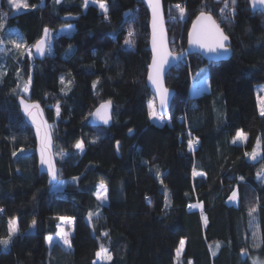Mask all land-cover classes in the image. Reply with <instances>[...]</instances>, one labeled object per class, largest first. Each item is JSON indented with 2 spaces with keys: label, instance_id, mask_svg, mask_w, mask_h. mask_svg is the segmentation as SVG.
Returning a JSON list of instances; mask_svg holds the SVG:
<instances>
[{
  "label": "trees",
  "instance_id": "16d2710c",
  "mask_svg": "<svg viewBox=\"0 0 264 264\" xmlns=\"http://www.w3.org/2000/svg\"><path fill=\"white\" fill-rule=\"evenodd\" d=\"M249 1L227 0L224 9V0H163L170 43L175 33L186 51L190 26L204 11L229 37L231 57L208 63L190 55L172 69L170 124L159 126L149 116V13L142 0H104L106 18L85 0H22L28 7L19 9L0 0V239L11 219L18 226L8 246L0 245V264H98L101 246L112 256L108 264L264 261V116L256 96L264 86V16L253 14ZM45 28L49 46L39 61L26 50ZM65 28L71 34H59ZM202 69L210 90L194 97L192 79ZM19 97L45 111L65 183L60 191L39 174ZM109 100L112 125L99 127L91 116ZM240 130L247 141L233 143ZM188 136L200 146L189 149ZM258 140L262 158L249 161ZM101 181L105 206L96 197ZM89 213L96 215L91 224ZM62 218L75 220L70 250L47 245Z\"/></svg>",
  "mask_w": 264,
  "mask_h": 264
},
{
  "label": "snow or ice",
  "instance_id": "6c2138e0",
  "mask_svg": "<svg viewBox=\"0 0 264 264\" xmlns=\"http://www.w3.org/2000/svg\"><path fill=\"white\" fill-rule=\"evenodd\" d=\"M57 2H59V0H57ZM92 2L96 3L97 0H92ZM235 2H236V0H232V4H235ZM8 3L17 9L22 8V7L23 8L28 7L26 2L20 3V2H18V0H8ZM87 3H88V0H85L86 5H87ZM149 4L152 7V12H153V21H152V25H153V49L155 51L156 43H157V40H156L157 24L159 22L162 25V20H160V18H159L160 3H159V0H149ZM252 4L254 7L257 4L264 6V0H252ZM99 7L105 13V18H106L108 9H107V5L104 2V0H100ZM175 7L179 11L181 17H183L185 9L180 4L175 5ZM228 7H229V5H228L227 0H224V9H227ZM224 9H221L222 14L224 12ZM200 21H203L204 23L201 24L199 27L196 24H194L192 32L189 33V44L191 46L198 47L199 49H202L207 53L219 54L221 52H225V53L228 52L229 49L226 46V42L229 40V37L224 34V32L221 30L220 26L212 18V15L206 14L204 11H201L200 16L198 17V22H200ZM2 27H3V25H0V28H2ZM44 32H45V38L37 41V43L35 45L36 51L40 55L45 54V48L47 45L48 29L45 28ZM131 35H132V33L129 32V36H131ZM11 43L13 44V46L16 49H20L22 47V44L17 43L14 40L11 41ZM125 43H130V41L126 40ZM161 46L163 47L162 27H161ZM180 55H183V53H181ZM169 56H172V53L165 49V51L160 56L159 62H157L156 58L154 57L152 68H153L155 74H153V72H150L149 77H148V79L157 88V91H158L159 97H160V104H161L162 108L166 104L167 89H163L161 86V73L163 71L164 65L166 63H168V57ZM172 58L176 59V57H172ZM29 83H30V81H29ZM61 83H63V80H61ZM205 83H206V81H205ZM93 87H95V84L93 85ZM25 90H27V89H25ZM111 103H112L111 100L106 101L105 103H103L100 106V109H98L97 113H96V115L98 117H100L105 124H107L109 119H111V116L109 115V111H108L111 107ZM260 103H261L260 114L262 116H264V99H262L260 101ZM21 104H24L23 100H21ZM33 107H38V105L33 106ZM24 108H25V111L27 112L29 109V105L25 104ZM149 108H150V111H149L150 118L157 119L158 117H157V113L155 110V106L152 103H150ZM101 110H103V113H104L103 116H101ZM57 114H59V108H57ZM29 115H31L30 112H29ZM237 141H240V142H246L247 141V134L245 132H243V130H240L237 132V134L234 137L232 142L237 143ZM193 144H194V141L190 139L189 143H188L189 149H192ZM118 146H119V142H117V147ZM257 146H259V140L257 141ZM75 148H77L80 151H83V148H84L83 141L77 142L75 144ZM13 155H15V152L13 153ZM246 155H250L251 158L255 159V157L257 155V151L254 148L252 153H250V154L246 153ZM41 163L47 164L48 174L50 176H52L53 179H55L56 173H55L54 167H53L50 160H46L43 158V152H42ZM194 175H203V173H195L194 172ZM74 179H76V178H74ZM99 189L100 190L96 193V197L98 200L103 202L107 198L106 197L107 187L103 181H101V183L99 185ZM235 196H236V193L233 192V198H235ZM0 211H2V209H0ZM254 212H256L255 207L250 209L249 216L251 217ZM91 216H92V213H89V218H91ZM62 219H66V218H62ZM68 222L70 223L71 221H68ZM32 223H33V225H35L36 221L33 220ZM17 233H18L17 221L15 219H11L9 221V225H8L7 238L0 239V245L7 247L8 244L10 243V241L12 240L13 236L16 235ZM60 238L63 241L64 245L71 248V241L68 237V234L62 233ZM46 239L49 243H51L53 238L51 236H49ZM183 247H184V240L181 239L180 247H179V249H177V256L180 255V252L182 251ZM96 256L98 259L99 258H105L109 262L112 260V256L108 252V249L104 248L103 246H101L100 251H97Z\"/></svg>",
  "mask_w": 264,
  "mask_h": 264
},
{
  "label": "water",
  "instance_id": "95a60500",
  "mask_svg": "<svg viewBox=\"0 0 264 264\" xmlns=\"http://www.w3.org/2000/svg\"><path fill=\"white\" fill-rule=\"evenodd\" d=\"M142 1H143L145 8L147 9V11L149 13V31H150L149 51L151 53V61H150V66H149V70H148L146 83H147L148 89L150 90V92L152 93V95L155 99L156 106H157V114L159 115V117L165 118L170 113L172 101H173L174 96H175V91L167 88V86H166V78H167L168 74L170 73V71L172 69H174L177 65L182 63L186 56H190V55H196L208 63L226 62L231 57V50L229 48V40L226 42V46L229 49L228 52H226V53L221 52L219 54L207 53L204 50L199 49L198 47L191 46L189 44V33L192 32L193 25L196 24L199 27L201 24L204 23L203 21L198 22V17H199L198 16L190 26L189 33H188V47H187V50L185 51V53L183 55L172 53L171 48H170V44H171L170 43V37H169L168 31H167V20L165 18V9H164V5H163V0H159V3H160L159 18H160V20H162V25L159 22L157 24V29H156L157 43H156V49L154 51V49H153V25H152L153 12H152V7L149 4V0H142ZM249 7H250V10L253 14L259 12L264 16V6L257 4L254 7L252 4V0H250L249 1ZM161 27H162V34H163V47L161 46ZM44 38H45V32H44L43 37L41 39H44ZM36 43H35V45H36ZM35 45L33 46V50H32L34 58L36 60H39V61H44L46 58L48 46H49V31L47 34V45L45 48V54L44 55H40L39 53H37ZM165 49L167 51L171 52L172 56L168 57V63H166L164 65L163 71L161 73V86L163 89H167L166 104L162 108L161 104H160V97H159V93L157 91V88L148 79V77H149L150 72H153V74H155L154 70L152 68L154 57L156 58L157 62H159L160 56L165 51ZM172 57H176V59H173ZM21 100L24 101V104H21ZM17 102H18V106L20 108L21 115L23 116L26 124L33 130V133H34V138H35V142H36L35 155H36L37 162H38L39 174L45 175L48 178V186L53 187L59 183V171H58V166H57L56 158H55V143H54V139H53L51 125L46 118L44 109L42 108V106L39 103L29 101L23 97H19ZM25 104L29 105V109L27 112L25 111V108H24ZM36 105H38V107H33ZM100 106L93 112V114L91 116V122L96 124L99 127L109 128L112 125L113 105L111 104V107L108 110L109 115L111 116V119H109L107 124H105L103 122V120L96 115L97 110L100 109ZM29 112L31 113V115H29ZM103 114H104L103 110H101V116H103ZM42 152H43V158L46 160H50L53 167H54V170L56 173L55 179H53L52 176H50L48 174L47 164L41 163ZM242 259L245 260L244 254L242 255Z\"/></svg>",
  "mask_w": 264,
  "mask_h": 264
},
{
  "label": "rangeland",
  "instance_id": "374dc122",
  "mask_svg": "<svg viewBox=\"0 0 264 264\" xmlns=\"http://www.w3.org/2000/svg\"><path fill=\"white\" fill-rule=\"evenodd\" d=\"M18 2L23 3L22 0H18ZM89 5H94V6H96V7H98L100 9L99 2L93 3L92 0H88L87 5L85 4V8L88 7ZM100 11H102V10L100 9ZM15 33H17V32H15ZM59 34H71V29L70 28L61 29L60 32H59ZM171 42H172L171 43V46L173 48V51H175L176 54H180V52L183 51L182 39L178 35H176L174 33L172 35V37H171ZM31 50H33V48L32 47H28V49L26 50V53L28 54ZM4 53H5L4 48H1L0 49V58L3 57ZM32 54H33V52H32ZM205 81H206V83H205ZM25 89H27V90H25ZM209 90H210V83H209L208 74L206 73V70L205 69H202V70L199 71L198 75L196 76V79L195 78L192 79V90H191V94L194 97H198V96H201V95L207 93ZM28 91H29V86H26L22 90V92L25 94V96L27 98L29 97ZM256 96H257L258 108H259V112H260V109H261V103H260V101L262 99H264V86H257L256 87ZM150 103H152L155 106V110H156V113H157V106H156L155 99L153 101H151ZM157 117H158L157 119L150 118V120L154 124L159 125V126H163V125H166V124H170V118H169V116H167L165 118H161L157 114ZM236 144H244V142L237 141ZM255 149L257 151V155H256L255 159L251 158L250 155H247V159L249 161L256 162V161H258V160H260L262 158V150H261L260 145L257 146ZM78 152L80 153V155H82L84 153V148H83V151L78 150ZM258 179L261 182L264 183V174L261 177H258ZM64 185H65L64 182H59L57 185L53 186L51 188V190L52 191H60V190L63 189ZM99 190L100 189H99V186H98V191ZM106 197H107V193H106ZM99 202H100L101 205L105 206V205H107V198L103 202H101L100 200H99ZM230 203L233 204L234 203V200H231ZM94 217H96L95 214L92 215V219ZM68 221H71V222L69 223ZM87 222L89 224H91V218H88L87 219ZM74 229H75V220L74 219H72V218L61 219L60 222H59V224H58L57 234L55 236H51L53 238L52 239V242L49 243L47 241V245L50 248H52V246L54 244H58L63 249L70 250L71 248H69L68 246L64 245L63 244V241L61 240L60 237H61V234L62 233H66V234H68V237L70 239L74 235ZM34 230H35V226L33 225L31 227V229H30V232H34ZM181 253H182V251L180 252V255H181ZM108 262L109 261H107L105 258H99V259H97V263L98 264H108ZM255 264H264V261H261V262L256 261Z\"/></svg>",
  "mask_w": 264,
  "mask_h": 264
},
{
  "label": "built area",
  "instance_id": "2783aa9c",
  "mask_svg": "<svg viewBox=\"0 0 264 264\" xmlns=\"http://www.w3.org/2000/svg\"><path fill=\"white\" fill-rule=\"evenodd\" d=\"M173 20H174V19H173ZM181 53H183V54H184V53H185V51H181V52H180V54H181ZM190 139L194 141V144H193V147H192V149H193V150H194L195 148H197V147H199V146H200L198 143H195V139H193V137H190V136H188L187 143H189V140H190Z\"/></svg>",
  "mask_w": 264,
  "mask_h": 264
}]
</instances>
